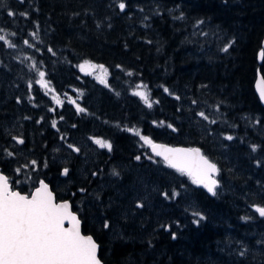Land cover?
I'll return each instance as SVG.
<instances>
[{
	"label": "trees",
	"instance_id": "16d2710c",
	"mask_svg": "<svg viewBox=\"0 0 264 264\" xmlns=\"http://www.w3.org/2000/svg\"><path fill=\"white\" fill-rule=\"evenodd\" d=\"M119 2L0 0L1 171L22 192L34 171L33 181L70 200L103 264H264V217L255 208L264 207V107L254 91L257 71L264 76V0H123L124 11ZM9 43L33 59L16 82L6 74L18 67ZM86 60L108 69L110 91L82 73ZM40 71L57 94L93 97L96 114L65 108L54 128L43 121L45 99L38 122ZM10 83L19 85L11 93ZM138 85L151 107L134 94ZM22 88L28 101L18 105L12 94ZM129 129L201 148L220 169L216 194L154 157ZM92 134L111 150L96 145L88 156Z\"/></svg>",
	"mask_w": 264,
	"mask_h": 264
},
{
	"label": "snow or ice",
	"instance_id": "6c2138e0",
	"mask_svg": "<svg viewBox=\"0 0 264 264\" xmlns=\"http://www.w3.org/2000/svg\"><path fill=\"white\" fill-rule=\"evenodd\" d=\"M118 7L124 11L126 4L123 0H120ZM8 14L15 15L13 12ZM5 39V36L0 35V41ZM25 43L28 42L25 41ZM9 47H15V45L9 43ZM228 47L226 45L223 51L227 52ZM260 55L264 58V51H261ZM32 67H35V64ZM79 67L81 71H85L86 68L101 69V74L96 78L101 83L107 84L108 69L103 65H95L86 60ZM45 75L44 71H40V79L36 83L47 87ZM257 88L261 99L264 100V76L257 83ZM164 91L169 90L165 88ZM134 94L140 96L148 107L152 106L146 91L140 90ZM53 99L57 104L62 103L56 96H53ZM72 103L76 102L72 101ZM193 103L196 102L193 101ZM76 109L78 112L86 111L79 104H76ZM198 115L205 120L208 119L204 112ZM215 122L211 121V123ZM52 126H56V121H52ZM168 127L173 126L169 124ZM173 130L175 131L174 128ZM129 131H135L144 144L151 146L152 151L157 156L163 157L170 167L189 176L194 184L203 185L208 192L216 194L220 183L216 177L220 169L199 148H171L156 144L150 137L141 135L138 130L129 129ZM15 139L20 144L24 143L20 137ZM227 139L232 140L233 137L229 135ZM96 143L111 150L112 145L109 142L97 139ZM75 150L79 151V149ZM253 150L255 151V146ZM136 159L139 160L140 157L137 156ZM31 163L35 165L36 161ZM64 174H68V169H64ZM163 195L168 197L167 192ZM174 195L176 193H173ZM137 206L143 207V204ZM255 208L256 212L264 217V207L255 206ZM195 215L199 216V213ZM104 227L108 228L109 224L105 222ZM172 235L175 238V233ZM97 251L98 245L93 237L81 234V221L71 210V205L67 201L56 202L52 191L44 181H40L35 192L24 195L19 191H13L8 177L0 173V264H101ZM241 255L244 253L242 252Z\"/></svg>",
	"mask_w": 264,
	"mask_h": 264
},
{
	"label": "rangeland",
	"instance_id": "374dc122",
	"mask_svg": "<svg viewBox=\"0 0 264 264\" xmlns=\"http://www.w3.org/2000/svg\"><path fill=\"white\" fill-rule=\"evenodd\" d=\"M23 48H27V47L25 45H23L21 49H23ZM21 49H19L16 46L15 47H11V50L13 51L12 52V58L15 60V63H16V65L18 67H16L15 70H12V72H7L6 74L9 73V75H7L8 80H13L14 82L20 81V79H19V77L21 75L20 73L23 72L25 70V68H28L30 66V64L32 63L31 60H33V59L30 60V56L31 55H29V54H23V53H21V52L18 51V50H21ZM82 73H84V74L90 76L91 78L95 79L97 81V83H101L96 78L99 74H101V69H99V68H96V69L86 68L85 71H82ZM47 84H48L47 87H45V86H43V85L40 84L39 85L40 86L39 87V90H40L39 91V95H38V92H36L37 95L35 96V100H36V110H37V113H38V117H40V118H37L38 122H40V120L42 119L41 118V114L43 112H42V109H41V102L43 100H45V99H48L50 103H49V105L47 107V117H44L45 119L43 118L44 119L43 121H45V120L48 119L47 121L48 122H51V124H52V121H56V126L54 128L57 127V114L59 113L61 115V112H63L65 110V108H69V111L70 112H73V114H76L78 112L77 109H76V104H79L81 107L83 106V107L91 108L88 111H90L93 114H96V111H95L96 104H93L92 103V102H94L93 97H87V99H85L84 101H81V100L78 99V97H76L75 95H73L72 93H69V92H64L63 94H59V93L57 94L51 88L49 81L47 82ZM101 84L104 87V90L105 91H110L111 88H110L109 84H105V83H101ZM11 86H12V88H11ZM28 86H29V84H28ZM18 87H19L18 84H15L14 83L13 85H11V83H10V88L9 89L7 88V89L9 90V93H11L13 89L17 90ZM95 87L97 89L102 90V88H100L99 85H95ZM142 88L143 87L141 85H138V87L135 89V92L142 90ZM10 89H12V90H10ZM27 90H29V87L27 88ZM27 90H24L22 88L19 94H16V95L12 94V97L14 98L16 104L18 103V105H20V103L22 101V98H24L26 101H28V98L26 97V91ZM98 95L101 96V94H98ZM53 96H56L58 99H60L62 101V103L61 104H57L56 101L53 99ZM64 99H65L66 102H63ZM72 101H75L76 103L74 104V103H72ZM64 105H66V106H64ZM78 113H80V112H78ZM19 116H21V118H20L21 121H24L25 120V117L23 116V113L20 114ZM93 118H95V117H93ZM93 122H95V123L96 122H99V123H96L94 125H96L97 128H100L101 127V125H99V124H102V123H101V121H98L97 118H95V120L92 121V123ZM89 137H91V138L88 139L87 141H90L91 140V143H89V145L90 144L91 145L89 146V149H88V156H89V153L91 151L92 152H95V149H96L95 146L96 145H98L99 147H101L99 144L96 143V140L97 139L101 140L100 138H96L97 136H95V134H92ZM140 142L143 145H146V144H144V142L141 139H140ZM146 146L149 147V145H146ZM34 170H35V168H34ZM33 172L34 171H32L30 173L29 172L28 173L25 172L28 175V176H26L27 179H25V183H26V186L29 188V192H31L32 191V188L36 185V181H33L35 179V177H34L35 174ZM187 178H186L187 181H189V179H190V181H192L189 176ZM33 182H35V183L32 186V183ZM25 183H19V184H22L23 185ZM138 185L141 186V187H144L145 186L142 182H140ZM29 192H26V193H29ZM81 231H82V228H81ZM83 234H85V233H83Z\"/></svg>",
	"mask_w": 264,
	"mask_h": 264
},
{
	"label": "water",
	"instance_id": "95a60500",
	"mask_svg": "<svg viewBox=\"0 0 264 264\" xmlns=\"http://www.w3.org/2000/svg\"><path fill=\"white\" fill-rule=\"evenodd\" d=\"M261 47L262 48H264V38L262 39V42H261ZM261 51L262 50H260L259 51V53H258V61L260 62V60H261V55H260V53H261ZM262 76H261V74H260V72L259 71H257V75H256V79H255V81H254V91H255V93H256V95H257V97H258V99H259V101H260V103H261V105L264 107V100H262L261 99V97H260V95H259V91H258V88H257V83L259 82V80H260V78H261ZM156 144H159V145H166V146H168V147H171V148H199L198 146H187V145H172V144H167V143H164V142H158V141H154ZM149 149H150V152L154 155V156H156L157 158H160L163 162H165L164 161V159H163V157H161V156H157L153 151H152V149H151V146H149ZM200 150H201V148H199ZM201 152H202V150H201ZM203 153V152H202ZM205 155V154H204ZM166 163V162H165ZM167 164V163H166ZM168 165V164H167ZM169 166V165H168ZM170 167V166H169ZM172 168V167H171ZM174 169V168H173ZM0 173H2L3 175H5V176H7L5 173H3L1 170H0ZM218 176V175H217ZM217 178V177H216ZM40 181H44V180H40ZM40 181L38 182V184L33 188V190L31 191V193H33V192H35V189L37 188V187H39V184H40ZM10 183V182H9ZM44 183H46L48 186H49V184L46 182V181H44ZM200 189H202L203 191H205L208 195H213L212 193H210V192H208V190L203 186V185H198V184H196ZM10 186H11V184H10ZM49 189H50V186H49ZM51 190V189H50ZM13 191H19V190H17V189H14ZM52 191V190H51ZM20 192V191H19ZM30 193V194H31ZM52 193H53V195H54V197H55V194H54V192L52 191ZM21 194H24V195H28V194H26V193H22L21 192ZM29 194V195H30ZM56 199V198H55ZM63 201H67L68 203H69V200H56V202H63ZM70 204V203H69ZM74 212V211H73ZM77 214V213H76ZM81 221V220H80ZM68 225H67V222H65V227H67ZM81 234L82 235H85V236H91L90 234H83L82 233V231H81ZM94 239V238H93ZM97 243V242H96ZM97 245H98V243H97ZM97 257H98V251H97ZM98 259H99V257H98ZM100 260V259H99ZM101 261V260H100ZM101 264H102V261H101Z\"/></svg>",
	"mask_w": 264,
	"mask_h": 264
},
{
	"label": "bare ground",
	"instance_id": "6f19581e",
	"mask_svg": "<svg viewBox=\"0 0 264 264\" xmlns=\"http://www.w3.org/2000/svg\"><path fill=\"white\" fill-rule=\"evenodd\" d=\"M262 51H264V48H263V50ZM260 72V71H259ZM262 76V75H261ZM46 81V80H45ZM95 81V80H94ZM34 88V87H33ZM51 92V91H50ZM22 94V93H21ZM20 97V96H19ZM22 97V96H21ZM24 99V98H23ZM261 104V103H260ZM21 108H22V106H21ZM22 112V111H21ZM21 124V123H20ZM13 139V138H12ZM16 143V142H15ZM165 143V142H164ZM177 145V144H176ZM184 145V144H183ZM196 146V145H195ZM155 157V156H154ZM62 174V173H61ZM219 176V175H218ZM82 190V189H81ZM55 193V192H54ZM59 199V198H58ZM70 201V200H69Z\"/></svg>",
	"mask_w": 264,
	"mask_h": 264
},
{
	"label": "flooded vegetation",
	"instance_id": "af4514ba",
	"mask_svg": "<svg viewBox=\"0 0 264 264\" xmlns=\"http://www.w3.org/2000/svg\"><path fill=\"white\" fill-rule=\"evenodd\" d=\"M15 138V137H14Z\"/></svg>",
	"mask_w": 264,
	"mask_h": 264
}]
</instances>
